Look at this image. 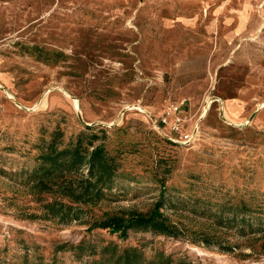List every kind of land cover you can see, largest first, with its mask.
Instances as JSON below:
<instances>
[{
  "label": "rangeland",
  "instance_id": "374dc122",
  "mask_svg": "<svg viewBox=\"0 0 264 264\" xmlns=\"http://www.w3.org/2000/svg\"><path fill=\"white\" fill-rule=\"evenodd\" d=\"M189 1L0 0V264H122L123 250L141 264H264V122L230 124L221 111L246 74L264 79V0L232 52L183 76L190 34L173 20L189 18ZM196 78L189 89L210 106L184 146L155 121ZM95 146L111 186L76 220L49 214L73 202L47 187L86 172L32 174L39 156ZM157 203L179 235L93 226Z\"/></svg>",
  "mask_w": 264,
  "mask_h": 264
},
{
  "label": "crops",
  "instance_id": "0c3cea01",
  "mask_svg": "<svg viewBox=\"0 0 264 264\" xmlns=\"http://www.w3.org/2000/svg\"><path fill=\"white\" fill-rule=\"evenodd\" d=\"M182 9L190 16L175 18L174 23L182 25L183 31L190 34V43L179 54L177 71L180 75L200 74L206 70L212 59L226 56L232 52L230 45L237 39L247 24L248 11L256 9L252 0H191ZM212 18L206 19V11ZM195 12V13H194ZM178 57V56H177ZM189 80L183 87L179 114L187 119L189 125L199 123L205 109L199 107L196 94ZM186 99V103H185ZM264 101V79L255 72L246 74L244 82L236 94L221 100V111L230 124L242 125L247 122H264V110L260 103ZM179 104V103H178ZM206 112V113H207Z\"/></svg>",
  "mask_w": 264,
  "mask_h": 264
},
{
  "label": "trees",
  "instance_id": "16d2710c",
  "mask_svg": "<svg viewBox=\"0 0 264 264\" xmlns=\"http://www.w3.org/2000/svg\"><path fill=\"white\" fill-rule=\"evenodd\" d=\"M102 146L92 147L90 151L82 152L78 149L65 147L58 150H48L39 156L40 162L32 169V174H48L61 170H80L85 169V178H71L65 184L56 183L55 187L47 189L58 192L60 196L67 197L71 204L60 200L48 203L45 208L51 212L49 214L58 216L61 220H76L81 216L82 208L79 204L94 203L100 200L104 194V188H109L113 181V174L106 157L102 153ZM159 203L147 215L131 214L128 217L109 216L99 220L93 226L109 228L112 231H119L122 235L126 234L128 228L151 230L154 233L166 234L171 236L179 235L176 229L160 211ZM140 251L119 255L122 264H141Z\"/></svg>",
  "mask_w": 264,
  "mask_h": 264
},
{
  "label": "built area",
  "instance_id": "2783aa9c",
  "mask_svg": "<svg viewBox=\"0 0 264 264\" xmlns=\"http://www.w3.org/2000/svg\"><path fill=\"white\" fill-rule=\"evenodd\" d=\"M181 103L168 105L155 121V127L161 131L167 130L172 142L184 146L194 145L200 133L199 123L189 125L187 119L179 114Z\"/></svg>",
  "mask_w": 264,
  "mask_h": 264
},
{
  "label": "water",
  "instance_id": "95a60500",
  "mask_svg": "<svg viewBox=\"0 0 264 264\" xmlns=\"http://www.w3.org/2000/svg\"><path fill=\"white\" fill-rule=\"evenodd\" d=\"M79 118L81 119V116H79Z\"/></svg>",
  "mask_w": 264,
  "mask_h": 264
}]
</instances>
